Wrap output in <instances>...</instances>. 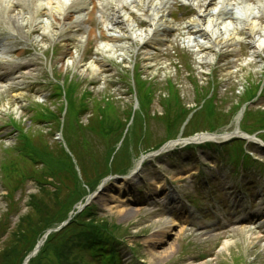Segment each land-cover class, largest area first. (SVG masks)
<instances>
[{"label":"rangeland","instance_id":"obj_1","mask_svg":"<svg viewBox=\"0 0 264 264\" xmlns=\"http://www.w3.org/2000/svg\"><path fill=\"white\" fill-rule=\"evenodd\" d=\"M176 1L173 0L172 6H176ZM217 2H213L214 7ZM14 3L9 13L0 6V44L3 45L0 72L5 68L12 70L9 79L0 82V214L13 208L7 215L11 221H5L6 225L11 227L15 222L17 209L26 210V201L32 203L28 195H39L45 189L52 191L49 185L42 187L39 183H46L42 178L49 177L46 176L48 167L61 165L62 172L78 170L79 173L66 193L80 199L90 194L95 197L90 203L93 209L88 222L112 224L125 240L119 245L122 264H249L251 260L255 261L253 264H264V234L249 228H231L222 234L207 232L190 220H184V216L178 217L185 211L179 200H184L188 209L191 208L188 199L196 200L198 192L204 193L208 179L214 181L220 195H227L232 185L247 184L251 193L234 189L231 198L248 210L261 208V216H264V142L261 139L262 142H256L255 135L257 129L259 133L264 132V48L259 56L253 53L250 41L244 36L246 31L239 29L236 35L240 41L236 48L225 50L223 47L224 50L213 55L218 62L214 68L212 62L201 64L199 61L202 52H198L195 39L203 40V37L186 33L182 24L173 23L175 29L164 39V49L158 53L156 45L146 42L143 31L146 25H139L136 19L142 36H126L118 45L104 39L102 26L106 20L97 10L88 18V27L93 33L89 35L88 29L81 30L67 43L54 25L46 34L42 29L29 31L25 20L22 28H15L16 23L9 20V16L17 14L21 5L16 4V0ZM43 9L49 10L48 7ZM257 15L258 22L264 25V14ZM189 40L194 43L193 47L183 48ZM100 45H109L102 54L103 60L99 56ZM16 62L24 66L19 68ZM133 75H138V84ZM213 89L214 96H211ZM145 92L160 93L162 98L150 101L146 112L143 109L145 122L138 118L129 127L133 114L139 112L137 96ZM255 92L256 97L247 96ZM173 95L175 99H171ZM206 96H211L204 108L206 115L214 107L215 99L219 112L234 113L230 123L213 131L222 135L230 133L228 137L218 138L217 143L204 139L187 144L182 139L169 151L141 159L145 152H152L144 149L145 135H150L153 146L164 139L168 130L176 131L177 136L163 144L181 139L186 113L194 110L197 101L201 102L198 97ZM165 102L172 113L162 112L161 103ZM66 103L67 114L62 125V108ZM246 106L251 113L242 120ZM178 107L185 108L180 111L183 116L173 119V111ZM258 110L261 120L259 116L253 117ZM162 113L170 120V129L161 119L155 121L164 118ZM106 115L110 117L109 125L114 127L109 132L108 127L103 126ZM96 116L103 127L101 132L83 126ZM73 119L81 125L80 129L70 127L68 121ZM238 131L251 135L243 138L248 141V147L244 144L246 166L235 167V162L227 158L225 148H234L230 140L241 138L233 135ZM181 143H186V148L176 150ZM194 145L199 149L190 148ZM82 146L86 150L83 151ZM38 147L48 151L47 160L36 154L40 151ZM83 154L86 161L91 159L101 164L111 160L122 170H116L112 164L113 173L104 181L103 176L108 172L105 175L97 172L82 181L78 158ZM114 171L123 173L114 174ZM204 213L198 218L202 225L214 226L221 216L230 218V213L223 208L214 216H204ZM84 222L85 219L80 220L76 227L88 225ZM13 227L19 228L15 224ZM164 228L167 231L159 235ZM238 229L246 234L236 235ZM74 233L72 231V235ZM69 235L62 234L61 243L54 240L53 252L43 254L38 263L61 264L59 254L64 259L67 257ZM62 246L64 249L59 251ZM248 246L250 252L246 256ZM161 252L167 255H159ZM241 256L246 262L240 261ZM88 258L86 251L84 259Z\"/></svg>","mask_w":264,"mask_h":264},{"label":"bare ground","instance_id":"obj_2","mask_svg":"<svg viewBox=\"0 0 264 264\" xmlns=\"http://www.w3.org/2000/svg\"><path fill=\"white\" fill-rule=\"evenodd\" d=\"M15 0H0V6L2 9H6L9 13L14 7ZM172 0H16V4L21 5L20 9L17 10L14 15L9 16V20L12 19L16 27H23L24 20L27 23V29L37 30L42 29L43 34L51 28L52 25L57 27V32L64 42L72 37L79 35V28L82 22L86 21L88 14L93 10H97L104 13L107 17L106 23L102 26V34L108 37L114 45H118L119 39L124 38V34L132 36H142L136 25L133 23L134 13L140 16L147 24L149 29L145 31V35L149 37L150 42L153 41L155 35H162L164 38L168 36L175 29V26L169 17V6ZM185 3H189L195 10L194 15L189 19L191 29L199 33L203 38L204 45H201V49H205V53L201 56L203 59L210 61L212 59V49L219 47L225 50H233L236 44L240 41V38L236 35L238 28L233 25L232 20L227 17L220 16L221 8L230 4L228 0H220L218 5L211 8V4L214 0H182ZM238 1V2H237ZM236 2L240 5L236 8L234 18L238 19L239 28L246 26V34L249 37L250 44L254 49V52H258L261 48H264V25L258 22L256 14L257 10L251 4L247 3L246 0H237ZM246 1V2H245ZM49 10L44 11L43 8ZM87 8L89 12L87 11ZM259 10V9H258ZM261 14H264V2L260 3ZM259 10V11H260ZM48 15L45 19L41 16ZM227 15L232 16L231 10L227 11ZM230 20V21H229ZM134 24V25H133ZM238 26V25H237ZM26 27V26H25ZM240 28V29H241ZM88 34H92V29L88 28ZM66 30L69 32L67 34ZM6 31H9L6 30ZM116 32H118L116 34ZM131 32V33H130ZM106 37V38H107ZM123 37V38H121ZM158 40L155 41V43ZM198 41H196L197 43ZM68 43V42H67ZM111 44V47L114 45ZM109 46V45H108ZM106 46H99V56L103 60ZM1 51V50H0ZM0 58L2 56L0 55ZM96 60L98 57L95 58ZM96 71V69H95ZM94 79H97L96 77ZM219 135V137H224ZM217 139L216 135L202 134L195 140L200 139ZM167 231L166 228L159 232L162 235ZM243 233L242 229H238V234ZM102 244V242H98ZM250 247L245 251L246 256L249 255ZM159 255H167L165 252L159 253ZM256 259V258H255ZM116 262L115 259L110 258ZM255 261L251 260L249 264H253Z\"/></svg>","mask_w":264,"mask_h":264},{"label":"trees","instance_id":"obj_3","mask_svg":"<svg viewBox=\"0 0 264 264\" xmlns=\"http://www.w3.org/2000/svg\"><path fill=\"white\" fill-rule=\"evenodd\" d=\"M174 96V95H173ZM172 96L171 99H174ZM152 97H149V96H144L143 99L145 101H150ZM178 106L180 104V101L178 100ZM169 110V106L167 107ZM179 109H176L173 111V119H181L183 115L180 114V111H183L185 110L184 109H181L182 107H178ZM166 112H170L172 113L171 111H166ZM164 120L163 122L167 124L168 126V129H170V125H171V122L169 119H167L165 116H164ZM98 116H96L95 118H93V121L91 125L93 128V130L95 131H98V132H101L102 128L101 127V124L98 122ZM109 119L110 117L109 116H105V122L103 124L104 128L108 127L107 131H111L112 129H114V127L112 128L110 125H109ZM150 141L151 140V137L150 135H147L146 136V141ZM112 143V142H111ZM110 144V143H109ZM38 149L40 150L39 152H36V154H46L48 153L47 150H43L41 149L40 147H38ZM86 150V149H83V151ZM116 162V160H115ZM104 164H99L97 163L95 160H87V161H82V162H79L80 164V170L82 172V177L83 179L87 180V178H90V176H94L97 172H102L101 175H105L109 168L111 167L109 164H108V160H105V162H103ZM113 166H115V163L113 162L112 163ZM59 167V168H58ZM61 165H53L51 166L50 168L48 167L46 171H48L46 173V176L49 175V178H51V180H55V181H58L59 184L57 185V188H58V191L63 187L64 184L66 185H70V186H73L74 183L73 182H76L75 181V176H76V173L74 171H67L66 172H62L60 171ZM117 168H115L116 170H122V167H118V166H115ZM95 172V173H93ZM93 173V174H92ZM100 175H98L99 177ZM46 190V189H45ZM58 193H62V191L60 190ZM47 195H48V192L46 191H43L41 192V194H39V196H34V201L32 203V208L31 210L24 216H22L18 222V229L17 230H14V232H12V235H11V238L9 239V241H7L5 243V247L3 249V253H0V264H2L3 262H5L7 260V257L6 255H9L12 259V261L14 262V264H16L18 261L15 259L16 258V255L14 256L13 254L17 252L21 253L22 254V251H20L21 247L23 248L25 245L24 243H22V239L23 238H26V234L28 233L30 239L34 240L36 234L38 232H40L45 226H47L49 224V220H47L48 218V215L47 214H52L53 211L52 210H48L49 209V204L46 203V198H47ZM76 199V196L73 198H68V206H70V204L73 203V201ZM38 209V211H36ZM65 213V212H64ZM83 215V214H82ZM65 215H63L64 217ZM81 217V214L77 217V219H79ZM102 225V223H99V226ZM72 227L74 226V223L71 225ZM4 226L3 224L0 222V232L3 230ZM70 228V226L68 227V229ZM98 229H101L100 227H98ZM76 231V233L80 234L82 233V231L84 232V230L81 231V228H75L74 229ZM86 234V232H84ZM16 241V242H15ZM20 241H21V244H20ZM22 245V246H21ZM31 245V242L27 243V245L25 246V248L29 247ZM34 262H32L33 264Z\"/></svg>","mask_w":264,"mask_h":264}]
</instances>
